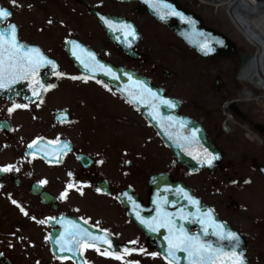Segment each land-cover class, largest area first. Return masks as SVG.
Wrapping results in <instances>:
<instances>
[{"label":"flooded vegetation","instance_id":"af4514ba","mask_svg":"<svg viewBox=\"0 0 264 264\" xmlns=\"http://www.w3.org/2000/svg\"><path fill=\"white\" fill-rule=\"evenodd\" d=\"M178 1L202 15L208 26L220 27L199 10L201 5L194 0ZM0 7L11 12L0 20V29L15 24L20 43L41 48L58 64L49 79V85L54 87L26 88L30 94L27 97L20 94L18 86L0 89V168L13 166L11 171L0 172V264H169L131 218L129 206L137 204L138 209H133L140 213V208L149 205L151 176L167 172L177 178L173 170L178 163L139 109L116 89L83 75L70 52L80 54L86 46L110 62L131 67L163 86L157 81H163L165 71L170 69L162 67L145 45L141 18L148 15L155 25L179 38L153 18L139 0H0ZM96 12L135 22L141 36L136 46L140 55L137 59L109 40ZM236 42L239 52L245 51L244 41ZM205 60L214 62L218 70L224 69V60L233 62L237 70L241 64L239 55ZM57 72L64 75L58 76ZM88 83L101 87H84ZM164 88L180 99L182 113L203 124L223 154L222 164L215 172L190 173L205 176L200 187H191L241 234L249 263L264 264V248L257 247L258 237L264 232L260 217L233 196L227 202L221 200L222 205L226 203L227 214L206 200L210 176H216L223 188L243 179L239 160L244 151L235 150V141L241 133L251 144L259 140L264 145V114L225 87L202 89L199 95H182L175 88ZM9 108L13 110L9 112ZM222 109L228 110L229 118L236 123L229 127L228 139L223 138ZM162 149L174 162L167 157L169 168H148L146 155L152 152L157 159ZM251 161L252 171L264 180V175L253 168L255 162L264 165L262 158L254 155ZM69 184L73 187L68 188ZM65 192L66 196H62ZM80 228L110 243L102 239L95 241V247H84L90 242L85 240L74 247L69 243L70 233H77ZM190 230L195 232L197 228ZM62 244L65 250H61ZM68 247L73 250L67 251ZM116 255L123 259H116Z\"/></svg>","mask_w":264,"mask_h":264},{"label":"water","instance_id":"95a60500","mask_svg":"<svg viewBox=\"0 0 264 264\" xmlns=\"http://www.w3.org/2000/svg\"><path fill=\"white\" fill-rule=\"evenodd\" d=\"M139 1L145 5L146 10H148L153 17L169 27L188 47L194 49L203 58L209 59L216 56H236L234 45L227 39V36L216 32L213 28L205 26L200 16L183 7L178 0ZM157 2L170 4L177 11L182 12L186 18H191L195 23L189 24L187 19H181L175 15H166L161 19V12H167L168 10L161 9V12H158L152 6ZM96 14L110 40L125 51L132 59L138 58L139 54L136 53L135 48L139 44L141 36L137 25L126 18L106 15L99 12H96ZM106 21L113 22L116 27H109ZM121 25H130L131 29L135 31V36L127 37L126 30L122 29L120 27ZM205 44L207 47H211L212 51H207ZM25 48L38 47L25 45ZM38 49L43 54L41 49ZM89 52L95 54V60H92L88 56ZM73 53L70 52V56L81 73L92 78H98L115 88L141 111L146 120L155 128L163 142L171 149L177 162L193 173L202 170L215 171L221 164L223 159L222 152L217 145L210 140L201 122L181 113V101L177 97L168 95L164 88L154 84L150 79L139 75L134 69L113 64L85 46H83V50L80 54L74 55ZM77 57H79V59ZM48 59L51 60L50 58ZM82 60L87 63L89 67H85V63L81 62ZM97 61L99 65H103L105 69H111L112 73L115 75H110L106 71L101 70L96 65ZM245 64L246 55L244 54L241 59V66L243 67ZM57 70L58 64L56 62L55 68H53L52 65L45 64L38 69L35 77L18 79L14 83H10L8 87L0 89L8 90L18 86L20 94L27 97L30 94L24 89L31 87L40 89L46 88L49 85L50 74ZM165 75L171 78L173 73L167 70L165 71ZM35 80L39 81V86L34 82ZM141 85L151 89L152 92L156 93L158 96L171 100L175 106L169 107L155 101L156 107L153 108V100L149 97L148 93L142 89ZM216 85L218 88L223 87L222 81L220 80L216 82ZM193 133H195L194 136ZM209 154L216 157L211 160V163H208L210 159ZM253 167L258 168L264 174L263 165L255 162ZM150 185L152 192L149 206L140 208L139 213L134 210L137 208V204H130L129 213L133 220L146 233L148 240L160 250L163 257L168 261L171 259L168 254L169 241L166 239V237L170 235L168 228L159 227L158 230L153 231L148 225L141 223V220L138 219V215L144 220L151 221L152 218L158 217V213L161 210L166 211L172 214L177 228L182 226L189 234H198L201 241L210 243L213 248H222L224 252H230L233 250L234 241L221 239L215 235L217 229L212 223L206 222L201 224L199 222L200 219L206 218L209 210H211L210 215L212 220H214L216 224L224 225V232H235L238 235L239 246L235 247L234 250L241 254L244 264H250L247 256V248L240 233L234 230L227 222L221 220L213 208L204 204L191 187L182 180L171 177L168 173L152 175ZM185 193L187 195H185ZM188 196H191L199 203L192 204L188 200ZM143 209L149 211V213L143 214ZM185 215L189 218L181 219V216ZM193 226L197 227V231L191 232L190 228ZM175 256L176 260L174 264H189L188 253L179 250L176 251ZM227 259L228 257L226 256H221L219 258L221 261H227Z\"/></svg>","mask_w":264,"mask_h":264},{"label":"rangeland","instance_id":"374dc122","mask_svg":"<svg viewBox=\"0 0 264 264\" xmlns=\"http://www.w3.org/2000/svg\"><path fill=\"white\" fill-rule=\"evenodd\" d=\"M194 1L195 4H200L199 0ZM201 7H199V10L201 12L205 11L207 16L212 14V9L207 13L206 9H203L204 6L201 5ZM223 14L222 16L213 14L210 20L212 22L216 21V24L236 41L244 40L242 34L235 29L226 14ZM141 21L145 29V45L150 47V53L157 58L159 63L162 64V67L169 68L174 73L171 79L165 78L163 81H157V83L161 82L163 86L175 88V91L182 95H199L202 89L215 87L214 80L219 75L225 83L224 87L231 89L233 96L239 93L241 86L237 79V68L233 62L224 60V69L218 70L214 62L205 60L195 52L190 51L179 39L169 34L158 25H155L154 21H152L148 15L142 17ZM98 34H100V32H98ZM114 52L119 58H122L119 52L116 50H114ZM96 85L88 83L84 85V87H101L100 85ZM249 85L252 87L251 83H249ZM208 103H212V101ZM257 104L258 102H253L252 106ZM223 111H225V109L221 110L223 133L225 135L223 138L228 139V137L231 136L229 127H233L236 123H233L231 119L227 117V115H229L228 110H226L225 113ZM258 143H261V145ZM263 146L264 145L259 140H257V143L251 144L247 139L243 138V134L239 133L234 148L235 150L240 149L244 151L239 160L243 179L233 186L223 188L220 186V182L217 180L216 176H210L209 182L207 181V190L210 192L206 193V200L220 207L221 210H224L225 214H227L226 203L222 205L221 200L227 202L228 197L233 196L234 199H238L239 201L242 200L244 203H247L249 205V211L252 212L253 215L260 217L264 225V180L259 177L257 172L252 171L251 167V159L254 155L261 157L264 161V153L262 155L257 153V151L264 152L261 151V148H264ZM167 157L170 158L168 151L164 149L161 151L160 159L153 158L152 152H150L146 155L147 167L153 170L169 168L170 163H168ZM173 171L178 178L195 188L200 187L203 183V178H205L202 174L191 175L180 165ZM214 184L217 185L215 188H213ZM257 241H259L257 247L263 249L264 232H261ZM262 257L264 258V254Z\"/></svg>","mask_w":264,"mask_h":264},{"label":"snow or ice","instance_id":"6c2138e0","mask_svg":"<svg viewBox=\"0 0 264 264\" xmlns=\"http://www.w3.org/2000/svg\"><path fill=\"white\" fill-rule=\"evenodd\" d=\"M15 3V0H13ZM153 8H155L158 12H161V9H167V12H161V19H163L166 15H175L180 17L181 19H187L189 24H194L195 22L191 20V18H186L182 12L177 11L170 4L157 2L154 3ZM11 15V12L5 8L0 7V20L7 18ZM109 27H116L111 21H106ZM122 29L126 30V35L135 36V31L131 29L130 25H121ZM17 26L15 24H9L7 28L0 29V88H6L10 83H14L18 79H29L31 77H35L37 71L40 67L45 64L52 65L55 68V62L49 60L46 56H44L38 48H25V45L21 44L16 36ZM203 35V34H201ZM75 44V42H71ZM77 47H79L77 45ZM207 51H212L211 47H207L205 44ZM75 55V52L73 53ZM88 56L95 60V54L89 52ZM79 59V57H77ZM82 63H85L83 60ZM96 65L101 69L106 71L110 75H115L112 73L111 69H105L103 65H99V62H96ZM85 67H89L87 63H85ZM56 75L62 76L63 73L57 72ZM73 79H77V77H72ZM37 86H39V81H34ZM107 87V85H105ZM48 87H54V85H48ZM142 89L146 91L149 97L153 100V108L156 107L155 101H158L160 104L167 105L169 107H174L175 105L171 100L164 99L163 97L158 96L156 93L152 92L151 89H148L146 86L141 85ZM34 95L36 92L34 90ZM15 107H27V105H14ZM13 109L9 108L8 111L11 112ZM195 133H193V136ZM35 143V141H33ZM31 147V145H29ZM210 155V154H209ZM216 157L210 155V159L208 163H211L212 159ZM13 168L12 165H8L7 167L0 168V172H8ZM71 175V173H69ZM41 184L46 183V181H40ZM73 187L72 184L68 185V188ZM100 189H97L99 191ZM66 192L62 193V196H66ZM185 195H187L185 193ZM188 200L192 204H198L199 202L193 199L191 196L187 197ZM131 199V198H129ZM166 202V201H165ZM16 203V201H13ZM211 210L207 214L206 218H202L199 220L201 224L206 222H210L217 229L215 235L220 237L221 239H228L230 241H234L233 250L230 252H224L222 248H213L210 243L201 241L198 234H189L187 230H185L182 226L177 228L175 222L172 218V214L161 210L158 213V217L152 218L151 221L144 220L140 218L138 215V219L141 220V223L148 225L152 228L153 231L158 230L159 227H165L169 230V237H166L169 241V250L168 254L171 257L169 260V264H174L176 260L175 253L176 251L182 250L188 253L189 264H244L241 254L237 253L234 249L239 246V237L235 232H224V225L216 224L214 220L211 218ZM188 216H181V219H188ZM44 223V221H41ZM75 227V225H74ZM72 240L69 241L74 247H78L80 244L84 243L85 240H89L90 242L84 243V247H95V241L104 240L105 243H110L106 238L100 236H93L92 233H89L87 229L80 228L77 233H70ZM79 236V239L76 237ZM59 243V241H58ZM61 250L64 249V245L62 244ZM73 247H68L67 251H72ZM97 251L99 249L97 248ZM126 252L130 251L125 249ZM141 251H143L141 249ZM105 255H112L113 253H103ZM153 256L157 255L156 253H152ZM221 256L228 257L227 261H221L219 258ZM116 259H123V257L116 255Z\"/></svg>","mask_w":264,"mask_h":264},{"label":"bare ground","instance_id":"6f19581e","mask_svg":"<svg viewBox=\"0 0 264 264\" xmlns=\"http://www.w3.org/2000/svg\"><path fill=\"white\" fill-rule=\"evenodd\" d=\"M200 4L204 6L203 9H206L207 13L212 9L211 15L222 16L225 13L235 29L244 37L242 40L245 43V51L239 52L237 42L232 36L225 33L220 27L213 28L216 32L227 36V39L234 45L236 56L239 55L240 62L242 56L246 55V64L243 67L240 64L237 70V79L241 86L239 92L242 98L258 102L256 106L264 114V0H200ZM193 13L196 14L194 11ZM211 15H208L209 18ZM198 16L208 27L202 15ZM219 80L222 81L224 87L223 79L216 78L214 80L215 88H218L216 82ZM250 138L254 139L253 134H250Z\"/></svg>","mask_w":264,"mask_h":264},{"label":"built area","instance_id":"2783aa9c","mask_svg":"<svg viewBox=\"0 0 264 264\" xmlns=\"http://www.w3.org/2000/svg\"><path fill=\"white\" fill-rule=\"evenodd\" d=\"M262 13V12H261Z\"/></svg>","mask_w":264,"mask_h":264}]
</instances>
